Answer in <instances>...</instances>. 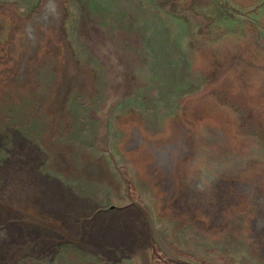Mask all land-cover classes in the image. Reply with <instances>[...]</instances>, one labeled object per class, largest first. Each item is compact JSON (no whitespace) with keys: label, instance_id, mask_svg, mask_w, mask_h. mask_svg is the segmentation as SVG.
<instances>
[{"label":"rangeland","instance_id":"obj_1","mask_svg":"<svg viewBox=\"0 0 264 264\" xmlns=\"http://www.w3.org/2000/svg\"><path fill=\"white\" fill-rule=\"evenodd\" d=\"M89 250L264 264V0H0V264Z\"/></svg>","mask_w":264,"mask_h":264},{"label":"crops","instance_id":"obj_2","mask_svg":"<svg viewBox=\"0 0 264 264\" xmlns=\"http://www.w3.org/2000/svg\"><path fill=\"white\" fill-rule=\"evenodd\" d=\"M95 240L98 242V231L94 234ZM98 248V244L96 246ZM80 263L92 264L98 262V250H89L86 253H82L78 257Z\"/></svg>","mask_w":264,"mask_h":264}]
</instances>
